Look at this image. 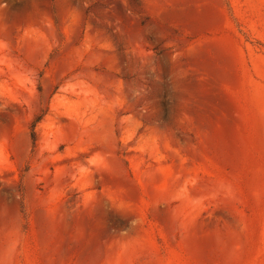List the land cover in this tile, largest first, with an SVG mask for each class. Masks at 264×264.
I'll return each mask as SVG.
<instances>
[{
	"label": "rangeland",
	"instance_id": "1",
	"mask_svg": "<svg viewBox=\"0 0 264 264\" xmlns=\"http://www.w3.org/2000/svg\"><path fill=\"white\" fill-rule=\"evenodd\" d=\"M0 264H264V0H0Z\"/></svg>",
	"mask_w": 264,
	"mask_h": 264
},
{
	"label": "trees",
	"instance_id": "2",
	"mask_svg": "<svg viewBox=\"0 0 264 264\" xmlns=\"http://www.w3.org/2000/svg\"><path fill=\"white\" fill-rule=\"evenodd\" d=\"M39 118H40V117H37V118L34 120L32 126L35 125V123L39 120ZM32 138H33L34 141L36 140V134H35V130H34V129H32Z\"/></svg>",
	"mask_w": 264,
	"mask_h": 264
}]
</instances>
